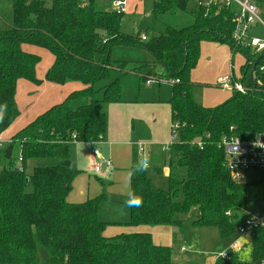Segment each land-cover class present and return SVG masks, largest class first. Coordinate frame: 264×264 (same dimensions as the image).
Instances as JSON below:
<instances>
[{"label":"trees","instance_id":"trees-1","mask_svg":"<svg viewBox=\"0 0 264 264\" xmlns=\"http://www.w3.org/2000/svg\"><path fill=\"white\" fill-rule=\"evenodd\" d=\"M96 2L51 0L47 6L45 0H12V23L0 29V104H7L0 134L19 114L15 101L18 80L40 82L35 75L39 56L23 45L53 53L45 80L85 85L16 132L5 150L6 164L0 170V264H174L172 248L154 243L149 232L106 236L109 223L98 218L103 194L77 203L66 199L77 173L71 167L70 144L103 140L107 119L102 104L120 98V80L128 61L111 58L116 46L150 54L152 63L140 77L144 82L155 65L163 69L172 84L168 104L176 134L168 146L167 188L156 187L147 172L130 176L129 194L141 196L143 204L129 208L126 224L179 225L177 214L195 208L196 225L215 227L222 238H234L251 200V186L229 176L220 142L230 134L247 137L264 129V72L259 70L264 56L251 80L253 62L261 52L233 41V10L217 5L194 7L189 10L192 21L188 25L167 26L142 40L139 33L121 31L124 14L100 10ZM188 3L154 0L150 15L158 20L185 12ZM203 41L227 44L232 54L239 51L245 56L237 76L246 89L244 93L232 91L215 106L194 100L190 72L197 64ZM115 68L120 75L97 87L110 79ZM14 142L20 145L17 163L11 157ZM43 158H56L59 163L36 166L27 174L28 160ZM176 166L185 169L181 180L174 175ZM250 241L249 260L231 251L227 259H217L215 264H264V227L257 229Z\"/></svg>","mask_w":264,"mask_h":264},{"label":"rangeland","instance_id":"rangeland-1","mask_svg":"<svg viewBox=\"0 0 264 264\" xmlns=\"http://www.w3.org/2000/svg\"><path fill=\"white\" fill-rule=\"evenodd\" d=\"M126 1L131 12L127 10L128 13L124 14L121 31L130 34L139 33L140 38L142 35L150 38L163 32L167 26L179 28L188 25L192 21L189 10L194 4V0H189L185 12H175L173 15L167 14L158 20H155L150 15L153 0ZM45 2L47 6L51 4V0H45ZM256 2L261 14V23L253 30V35L264 39V0H256ZM96 3L100 10H109L111 8L110 0H98ZM11 23L12 0H0V29L7 27ZM26 45L34 50L35 55L39 56L36 68L40 64L46 65L48 61L54 60L53 53L49 50L29 44ZM233 54L231 59L233 70L237 72V75H240L241 67L245 63L246 58L239 51ZM230 55L229 50V57ZM111 58H123L128 61L124 67L127 72H124L120 80V98L119 100L102 104L106 111L107 130L104 140L100 144L74 142L70 145L71 167L77 173L71 180L66 199L69 202L77 203L103 194L105 198L100 204L98 218L101 221L108 222L107 226L126 227L121 229L127 230L130 227L126 224L129 220V208H125L123 202L129 194L131 168L135 166L141 156L134 144L149 143L150 168L147 174L156 187H168V175L163 174L159 168H169L167 148L172 137V123L171 109L167 99L170 97L172 84L165 78L163 69L157 65L151 68L153 72L151 76L158 79H151L148 84L140 79V76H138L141 74L139 69L147 67L148 62L139 61V63L137 60L150 59V54L142 49L116 46L112 49ZM228 69L229 61L227 64ZM145 70L148 71V69ZM199 74L200 72H198ZM116 76H118V73L111 71L110 79L103 80L96 86L102 88ZM205 88L203 89L209 90L212 95H216L217 90L224 91L221 87L216 86L214 82L205 85ZM200 89L202 88L197 85L194 87L195 98L199 100L205 96L203 92H200ZM101 97L102 92L99 91L97 98L100 99ZM7 146L8 143L0 147L1 164L2 159L3 162L5 160L4 153ZM98 153L102 154L101 157H98ZM18 156L19 144L14 142L11 157L15 163L18 162ZM103 160L104 162L109 160L111 167L108 168L103 163ZM96 163L102 164L101 171L96 172L94 170ZM33 166L30 164L26 167L27 174H31ZM172 168H174V163ZM173 172L179 180L185 177L184 168L176 166ZM97 178L102 179L104 183L101 184ZM240 182L251 186V192L249 193L251 200L247 204L246 209L250 212H256L262 200L261 202H256L262 195L264 196V170H247L243 172V178ZM28 189L31 190L32 187L29 186ZM182 197V194H180L179 200ZM197 213L198 210L192 208L188 212L177 214L176 217L180 220L179 225H161L167 226L164 229L170 230L157 240L161 244L169 245L172 248L174 264L205 263L208 259L211 260L220 251L227 248L229 246L227 244L234 239H229L228 242L225 240V242L218 234L217 228L196 225L194 220L197 218ZM111 222L117 223L113 224ZM181 246H188V249L181 251ZM250 253L251 248L248 246L244 252H240V256L244 260H249Z\"/></svg>","mask_w":264,"mask_h":264},{"label":"crops","instance_id":"crops-1","mask_svg":"<svg viewBox=\"0 0 264 264\" xmlns=\"http://www.w3.org/2000/svg\"><path fill=\"white\" fill-rule=\"evenodd\" d=\"M193 3L194 4L190 8L194 7L195 0ZM130 10L131 9L129 7L128 12ZM23 48L26 51L29 50V52L31 51V53H34V50H32V48H29L28 45H26V44L23 45ZM229 50L231 53L230 57H229ZM233 55L234 54H232L230 47L225 45V44H222L219 42H212V41H205V42L201 43L200 56H199L198 62L196 64L195 68L192 70V72H190L191 73L190 78L194 83V86L192 88V96L197 103L202 104L204 106H215V105L223 102L224 100H226L231 95V92L227 91V90H224V91L217 90L216 91L217 94L212 95L209 92V90H205L206 89L205 85H207L209 83H213V82L216 85V79L219 76H222L221 74L226 75V74L231 72V73L235 74L236 77L239 76V75H237V72L233 70V63L231 61ZM53 57H54V55H53ZM152 59L153 58L150 56V59L137 60V61L138 62L143 61V62L152 63ZM53 61L50 60V61H48V63L46 65L40 64V66L38 65V67L35 68L36 78L38 80H40V82L36 83V82L29 81L26 79L18 80L17 85H16V91H15V101L17 104L19 114L13 120V122L0 134V141L2 143V146H3V144H7V143L9 145V142H10L12 136L16 132H18L20 129H22L24 126H26L28 123H30L32 120H34V118L37 117L39 114L43 113L44 111H46L51 106L62 102L67 97V95L69 93H71L75 90H79V89L84 88L85 85L80 81H70V82H67L64 84H57V83L45 80V78H44L45 73L48 70V68L51 66ZM228 61H229V69H228L229 72L227 73ZM145 69H147V67H144L143 69H139L141 74H139L138 76H140V77L143 76L144 73L147 71ZM113 71L118 73V75H120V73H121V72H119V69H116V68ZM125 71L127 72V70H125ZM198 72H200L199 75H198ZM155 78L158 79L157 77H155ZM196 85L198 87L202 88V89H200L201 90L200 92H203L205 94V96L200 98L201 100L195 98L194 87ZM203 88H205V89H203ZM170 96H171V94H170ZM169 98L167 99V103H168ZM103 111L106 114V111L104 108H103ZM106 119H107V117H106ZM103 140L98 141V142H90V143L100 144ZM74 142H76V141H74ZM74 142H72V143H74ZM170 142L168 144H170ZM127 143L130 144L129 142H127ZM144 144H145V152L143 154H141L140 159L144 155H149V151H148L149 143H144ZM134 145H136L135 147H136V150L138 152L137 144H134ZM19 154H20V145H19ZM101 155L102 154L98 153V157H101ZM4 159H5V157H4ZM70 160H71V158H70ZM40 161H51V162H40ZM58 163H59V160L56 158L31 159V160H28L27 167L30 164L34 165L33 167H36V166H42V165L43 166H45V165H56ZM103 163H104V160H103ZM5 164H6V159L4 160V162L2 159V164L0 165V170L3 168V166ZM109 167H111V165ZM159 170H161L163 174H166V175L169 174V168L168 167L159 168ZM97 179L101 184L104 183L102 179H100V178H97ZM129 181H130V178H129ZM111 223L116 224L117 222H111ZM129 226L130 227H128L127 230L121 229V228H126V227H120L119 228L118 226H112V225L107 226L105 228L106 230H104L105 231L104 234L106 236H111V235H114V234H117V233H120L123 231H127V232L145 231V232H149L151 234L152 240L154 241V243L161 244L159 242V240H157V239H160V237H162L165 234V232H169V230H170V229H164L167 226H161V225H156V226H149V225L131 226V225H129ZM218 234H219V231H218ZM221 239L224 241L227 240V242H228L229 239L230 240L233 239V236L230 238H222L221 237ZM229 244H230V242H229ZM229 244H227V246ZM161 245H164V244H161ZM167 246H169V245H167ZM187 249H188V246H181L180 247L181 251H185ZM216 257H217V255H215V257L212 258L211 260L208 259L205 263H202V264H215V262L217 261Z\"/></svg>","mask_w":264,"mask_h":264},{"label":"built area","instance_id":"built-area-1","mask_svg":"<svg viewBox=\"0 0 264 264\" xmlns=\"http://www.w3.org/2000/svg\"><path fill=\"white\" fill-rule=\"evenodd\" d=\"M88 2L89 0H79ZM111 10L125 14L128 10L126 0H110ZM223 6L233 10L234 28L232 39L237 44L250 45L255 51H264V39L253 35V30L261 23L260 10L256 0H195L194 7L209 9L211 6ZM193 7V8H194ZM142 40L146 39L145 35L141 36ZM259 70L264 72V60L259 66ZM153 77L147 78L148 84ZM179 80H175L178 82ZM171 83V81H170ZM216 85L227 91H238L244 93L245 87L239 82L233 73L219 76L216 79ZM176 138V134L172 129L171 142ZM170 142V143H171ZM0 146L2 143L0 141ZM220 147L224 153V165L231 179L239 181L243 178V172L247 170H264V129L254 135L240 137L235 134L224 136L221 139ZM138 152H145V144L137 143ZM105 165H111L109 160H105ZM102 164L94 165L95 171H101ZM259 208L256 212H250L245 209L244 215L241 217L236 226L235 237L227 248L217 254V259H227L231 251L244 252L245 249L251 247V237L255 231L264 227V196L262 195L256 202Z\"/></svg>","mask_w":264,"mask_h":264},{"label":"clouds","instance_id":"clouds-1","mask_svg":"<svg viewBox=\"0 0 264 264\" xmlns=\"http://www.w3.org/2000/svg\"><path fill=\"white\" fill-rule=\"evenodd\" d=\"M7 112V104H0V121H3L4 116ZM150 168V158L148 155H144L141 159L135 164L130 176L133 174H138L141 172H147ZM143 204V198L137 194L130 193L127 196V199L124 200L123 206L125 208H139Z\"/></svg>","mask_w":264,"mask_h":264},{"label":"water","instance_id":"water-1","mask_svg":"<svg viewBox=\"0 0 264 264\" xmlns=\"http://www.w3.org/2000/svg\"><path fill=\"white\" fill-rule=\"evenodd\" d=\"M264 56V51L258 56V58L253 62V69L250 72V78L253 80V71L255 69V66L257 65L258 61ZM66 187V185H64Z\"/></svg>","mask_w":264,"mask_h":264}]
</instances>
